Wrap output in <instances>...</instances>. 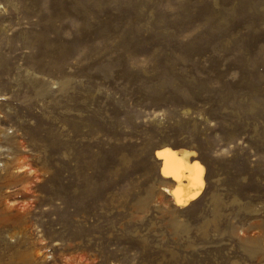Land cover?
I'll return each mask as SVG.
<instances>
[{"label": "rangeland", "instance_id": "1", "mask_svg": "<svg viewBox=\"0 0 264 264\" xmlns=\"http://www.w3.org/2000/svg\"><path fill=\"white\" fill-rule=\"evenodd\" d=\"M0 147V264H264V0H0Z\"/></svg>", "mask_w": 264, "mask_h": 264}, {"label": "bare ground", "instance_id": "2", "mask_svg": "<svg viewBox=\"0 0 264 264\" xmlns=\"http://www.w3.org/2000/svg\"><path fill=\"white\" fill-rule=\"evenodd\" d=\"M191 154L192 152L184 149L172 150L167 147L162 148L156 153L157 157L162 161V174L170 176L174 182V186L169 192L173 199L179 204L186 203L199 192L198 190H200L203 185V168L196 161H191L189 159ZM7 157L9 158V156ZM10 159L11 160L2 164V167L5 165L7 172L10 174L9 176H11V178L14 177L15 180L18 178H26L25 175L27 172H24V176L17 175L16 168L13 167L15 160L12 157Z\"/></svg>", "mask_w": 264, "mask_h": 264}, {"label": "snow or ice", "instance_id": "3", "mask_svg": "<svg viewBox=\"0 0 264 264\" xmlns=\"http://www.w3.org/2000/svg\"><path fill=\"white\" fill-rule=\"evenodd\" d=\"M166 174H167V172H166Z\"/></svg>", "mask_w": 264, "mask_h": 264}]
</instances>
